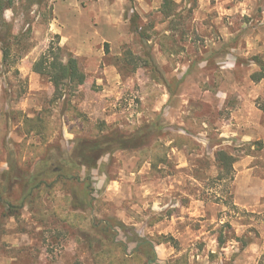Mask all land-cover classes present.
I'll return each instance as SVG.
<instances>
[{
	"label": "rangeland",
	"instance_id": "rangeland-1",
	"mask_svg": "<svg viewBox=\"0 0 264 264\" xmlns=\"http://www.w3.org/2000/svg\"><path fill=\"white\" fill-rule=\"evenodd\" d=\"M0 1V186L11 161L32 172L54 150L157 124L104 155L90 181L80 172L82 183L56 190L47 207L76 189L78 208L73 201L68 210L120 243L129 264H264V0H80L60 21V0ZM57 42L86 77L59 101L32 71ZM42 113L47 141L23 124ZM172 135L189 142L172 147ZM142 143L161 145L156 169L151 150H137ZM218 151L234 158L232 174H220ZM8 197L19 219L7 216ZM154 236L172 241L153 243L151 261L140 239ZM87 238L55 217L36 221L18 190L2 196L0 264H96ZM135 252L149 258L132 261Z\"/></svg>",
	"mask_w": 264,
	"mask_h": 264
},
{
	"label": "trees",
	"instance_id": "trees-1",
	"mask_svg": "<svg viewBox=\"0 0 264 264\" xmlns=\"http://www.w3.org/2000/svg\"><path fill=\"white\" fill-rule=\"evenodd\" d=\"M11 8H13L11 1L1 6L2 10ZM164 14L166 17L172 16L170 12H164ZM137 20L138 17L136 15L130 18V23L134 26V32H137L139 29ZM56 38H59V36H56ZM59 43L60 42H57L56 45L50 44L47 51L32 66V71L34 73L46 76L49 79V82L54 88V99L58 101L65 96L67 91L71 92L75 87L83 85L86 78L79 66L77 58L67 52L64 47H61ZM1 50L4 59L9 57V49H7V47L4 46ZM147 58L146 62L148 65L154 66L150 58ZM130 60L132 59L130 58L128 61ZM257 63L264 71V63L261 61ZM152 68L154 70V67ZM252 78L254 81L260 80L257 73L252 75ZM160 82L162 85L166 84L163 79H160ZM23 124L27 132H35L43 141H47V139L51 137L52 129L49 128V121L46 113H42V115L34 119L24 117ZM156 129L161 130L157 124H152L150 127L138 131L135 135L130 137L112 132L107 136H100L94 140H82L67 154L54 150L48 153L47 156L42 155V159L35 163L32 172L19 170L17 164L11 161L9 170L2 175L3 184L1 183L0 186V201L4 194L12 190H18L20 195L23 196V199L28 201V208L36 221L42 223L46 221L48 217L52 216L66 224L69 228L79 230L80 232H84L86 236H89V238H87L88 245L91 248H96L97 246L93 255L96 264H129V260L127 261L124 257L118 255L122 249L120 243H115L109 237L106 238L104 233L96 230L95 223H91V221L87 223L83 215L68 210L73 206L71 202H76V189L73 188L70 190L72 193L63 196L59 202L54 203L51 209L47 207L45 200L56 201L58 198L54 194L56 190H67L69 192L67 185L72 186L74 181L77 184L82 183V179L79 177L80 172L85 173V176H87L85 179L90 181V172L98 168V164L104 155L117 149L123 150L134 144L135 140L140 138L145 130L153 132ZM169 141L172 147L177 148H180L183 143L189 142L186 137L181 135H172L169 137ZM158 144L159 143H156V145L151 148L142 143L140 149L138 148L139 146H135L133 149L138 148L137 150L140 152L143 151L146 154L148 150H151V166L153 169H156L157 166L164 161V159H162L164 155L162 156V153L159 151L161 145ZM157 149L158 151H155ZM216 161L219 166L220 174H232L233 164L235 162L232 156H229L224 151H218L216 153ZM83 181L85 182V180ZM85 188L88 191H93L90 182L86 183ZM8 200L7 216L19 219L20 208L18 209L13 205L12 202L14 201L12 197H8ZM74 206L78 208L77 202ZM89 206V203H86L82 205V208L88 211L90 210L88 209ZM4 216L6 215L4 214ZM171 241L172 238L167 236H154L149 239H140L142 245H146L150 248L152 257L149 258L144 254L135 252L132 261L138 263L140 260H143V258H149L153 261L154 252L152 244H164Z\"/></svg>",
	"mask_w": 264,
	"mask_h": 264
},
{
	"label": "crops",
	"instance_id": "crops-1",
	"mask_svg": "<svg viewBox=\"0 0 264 264\" xmlns=\"http://www.w3.org/2000/svg\"><path fill=\"white\" fill-rule=\"evenodd\" d=\"M80 0H60V2H56L55 6H54V15H55V19L60 21L62 19V15H60V11L62 9L65 10H70V9H74L77 12H79L80 10H78L74 5L78 4ZM91 10L97 11L96 8H91Z\"/></svg>",
	"mask_w": 264,
	"mask_h": 264
}]
</instances>
